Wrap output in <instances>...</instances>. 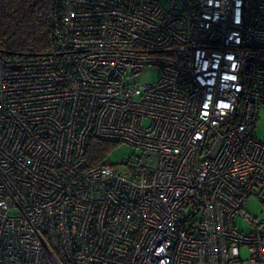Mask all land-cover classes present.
I'll use <instances>...</instances> for the list:
<instances>
[{
	"label": "built area",
	"instance_id": "1",
	"mask_svg": "<svg viewBox=\"0 0 264 264\" xmlns=\"http://www.w3.org/2000/svg\"><path fill=\"white\" fill-rule=\"evenodd\" d=\"M50 7L46 53L0 54V264H264V0Z\"/></svg>",
	"mask_w": 264,
	"mask_h": 264
},
{
	"label": "trees",
	"instance_id": "2",
	"mask_svg": "<svg viewBox=\"0 0 264 264\" xmlns=\"http://www.w3.org/2000/svg\"><path fill=\"white\" fill-rule=\"evenodd\" d=\"M54 0H0V54L11 58L20 55H40L49 46L50 6ZM89 164L108 155L113 144L87 139Z\"/></svg>",
	"mask_w": 264,
	"mask_h": 264
},
{
	"label": "rangeland",
	"instance_id": "3",
	"mask_svg": "<svg viewBox=\"0 0 264 264\" xmlns=\"http://www.w3.org/2000/svg\"><path fill=\"white\" fill-rule=\"evenodd\" d=\"M156 72L154 69H147L142 75L138 76L140 81H153L156 78ZM259 120L255 129V137L260 143H264V110L260 111ZM135 148L127 143H119L113 147L109 159L111 161H117L120 158L133 157ZM245 210L257 219L264 220V203L257 199H251L245 204Z\"/></svg>",
	"mask_w": 264,
	"mask_h": 264
}]
</instances>
